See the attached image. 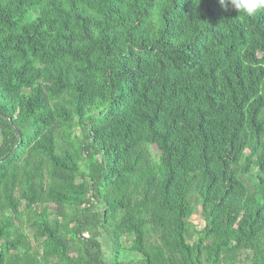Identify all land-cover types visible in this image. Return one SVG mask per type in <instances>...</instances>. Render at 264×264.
<instances>
[{
    "label": "trees",
    "instance_id": "1",
    "mask_svg": "<svg viewBox=\"0 0 264 264\" xmlns=\"http://www.w3.org/2000/svg\"><path fill=\"white\" fill-rule=\"evenodd\" d=\"M0 130V264H264V11L0 0Z\"/></svg>",
    "mask_w": 264,
    "mask_h": 264
},
{
    "label": "clouds",
    "instance_id": "2",
    "mask_svg": "<svg viewBox=\"0 0 264 264\" xmlns=\"http://www.w3.org/2000/svg\"><path fill=\"white\" fill-rule=\"evenodd\" d=\"M219 2L225 10L232 8L247 16L264 11V0H219Z\"/></svg>",
    "mask_w": 264,
    "mask_h": 264
},
{
    "label": "rangeland",
    "instance_id": "3",
    "mask_svg": "<svg viewBox=\"0 0 264 264\" xmlns=\"http://www.w3.org/2000/svg\"><path fill=\"white\" fill-rule=\"evenodd\" d=\"M1 141H2V133H1V130H0V143H1ZM154 152L156 153L155 147H154ZM199 215H200V214H199L198 212L195 213V217H196V218H198Z\"/></svg>",
    "mask_w": 264,
    "mask_h": 264
}]
</instances>
